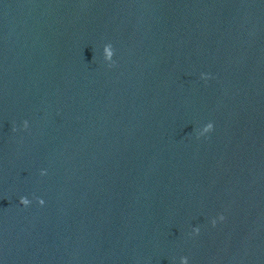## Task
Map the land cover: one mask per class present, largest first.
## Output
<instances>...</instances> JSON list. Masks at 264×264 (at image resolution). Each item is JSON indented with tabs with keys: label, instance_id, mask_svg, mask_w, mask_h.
I'll return each mask as SVG.
<instances>
[{
	"label": "water",
	"instance_id": "obj_1",
	"mask_svg": "<svg viewBox=\"0 0 264 264\" xmlns=\"http://www.w3.org/2000/svg\"><path fill=\"white\" fill-rule=\"evenodd\" d=\"M182 257L264 264V0H0V264Z\"/></svg>",
	"mask_w": 264,
	"mask_h": 264
},
{
	"label": "clouds",
	"instance_id": "obj_2",
	"mask_svg": "<svg viewBox=\"0 0 264 264\" xmlns=\"http://www.w3.org/2000/svg\"><path fill=\"white\" fill-rule=\"evenodd\" d=\"M109 59H111V55L113 54V50L111 48V46H109ZM201 78L202 79H207L208 78V75L205 74V73H202L201 74ZM28 126V122L25 121L24 122V127L27 128ZM214 130V123L213 122H208L207 124H205L199 131H198V134H197V138H199L200 136H204L205 134L207 133H210L211 131ZM42 175L46 174L45 171H42L41 172ZM38 199V202L40 205H44L45 204V200L43 198H37ZM20 204L27 207L29 205H31L32 203V200H30L27 196H22L20 198ZM225 219L224 215L223 214H220L217 218H213L212 219V224L213 226H215L217 224L218 221H223ZM200 229L199 228H195L194 229V232L195 233H199ZM180 264H189V260L187 257H182L181 260H180Z\"/></svg>",
	"mask_w": 264,
	"mask_h": 264
}]
</instances>
